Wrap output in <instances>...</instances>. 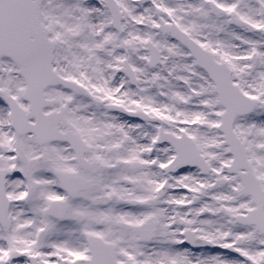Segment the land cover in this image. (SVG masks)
I'll use <instances>...</instances> for the list:
<instances>
[{"label":"snow or ice","instance_id":"6c2138e0","mask_svg":"<svg viewBox=\"0 0 264 264\" xmlns=\"http://www.w3.org/2000/svg\"><path fill=\"white\" fill-rule=\"evenodd\" d=\"M0 264H264V0H0Z\"/></svg>","mask_w":264,"mask_h":264}]
</instances>
